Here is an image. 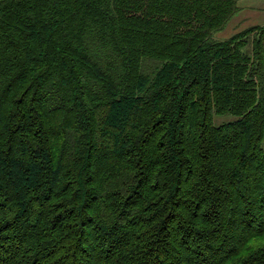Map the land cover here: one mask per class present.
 Returning <instances> with one entry per match:
<instances>
[{"label": "trees", "instance_id": "1", "mask_svg": "<svg viewBox=\"0 0 264 264\" xmlns=\"http://www.w3.org/2000/svg\"><path fill=\"white\" fill-rule=\"evenodd\" d=\"M236 1L0 0V264H264Z\"/></svg>", "mask_w": 264, "mask_h": 264}, {"label": "crops", "instance_id": "2", "mask_svg": "<svg viewBox=\"0 0 264 264\" xmlns=\"http://www.w3.org/2000/svg\"><path fill=\"white\" fill-rule=\"evenodd\" d=\"M236 2H237L238 11L232 18L239 16L240 18H244L245 20L244 16H246L249 19L251 17H254L256 19V17L264 13V0H237ZM237 21H240V19ZM256 24L258 23H256L255 21L252 22L251 25H256Z\"/></svg>", "mask_w": 264, "mask_h": 264}, {"label": "rangeland", "instance_id": "3", "mask_svg": "<svg viewBox=\"0 0 264 264\" xmlns=\"http://www.w3.org/2000/svg\"><path fill=\"white\" fill-rule=\"evenodd\" d=\"M244 17H245V20H244V18H240L239 16L230 19L227 22L226 26L224 27L223 31L219 32L217 35L220 37H227V36L237 32V31L243 30L247 26H250L252 24V22L256 21V23H258V24H261L262 22H264V13H262L261 15L256 17V19L254 17H251L250 19L247 18L246 16H244ZM239 19H240V21H237ZM219 120L220 119H215V121H219Z\"/></svg>", "mask_w": 264, "mask_h": 264}]
</instances>
